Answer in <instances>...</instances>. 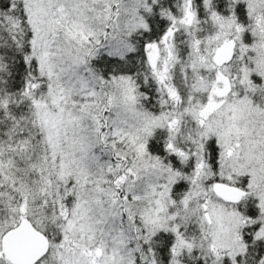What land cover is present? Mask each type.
Masks as SVG:
<instances>
[{
    "label": "snow or ice",
    "instance_id": "1",
    "mask_svg": "<svg viewBox=\"0 0 264 264\" xmlns=\"http://www.w3.org/2000/svg\"><path fill=\"white\" fill-rule=\"evenodd\" d=\"M0 264H264V0H0Z\"/></svg>",
    "mask_w": 264,
    "mask_h": 264
}]
</instances>
